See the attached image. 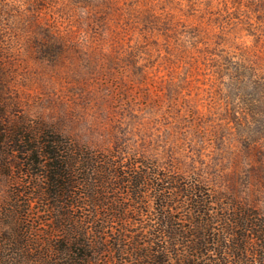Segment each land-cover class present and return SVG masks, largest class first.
<instances>
[{
  "label": "rangeland",
  "instance_id": "rangeland-1",
  "mask_svg": "<svg viewBox=\"0 0 264 264\" xmlns=\"http://www.w3.org/2000/svg\"><path fill=\"white\" fill-rule=\"evenodd\" d=\"M21 117L264 213V0H0L1 144Z\"/></svg>",
  "mask_w": 264,
  "mask_h": 264
},
{
  "label": "trees",
  "instance_id": "trees-1",
  "mask_svg": "<svg viewBox=\"0 0 264 264\" xmlns=\"http://www.w3.org/2000/svg\"><path fill=\"white\" fill-rule=\"evenodd\" d=\"M10 124L0 264H264L258 208L39 118Z\"/></svg>",
  "mask_w": 264,
  "mask_h": 264
}]
</instances>
